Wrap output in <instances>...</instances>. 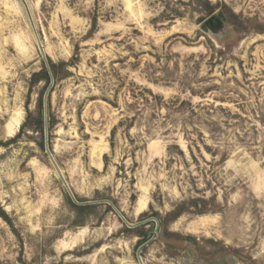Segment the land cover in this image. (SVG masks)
Segmentation results:
<instances>
[{"label": "rangeland", "instance_id": "1", "mask_svg": "<svg viewBox=\"0 0 264 264\" xmlns=\"http://www.w3.org/2000/svg\"><path fill=\"white\" fill-rule=\"evenodd\" d=\"M14 138L0 264H264V0H0Z\"/></svg>", "mask_w": 264, "mask_h": 264}, {"label": "trees", "instance_id": "2", "mask_svg": "<svg viewBox=\"0 0 264 264\" xmlns=\"http://www.w3.org/2000/svg\"><path fill=\"white\" fill-rule=\"evenodd\" d=\"M49 68L45 67L42 72L34 74L33 76V80L35 81H45L48 85L51 82V78L52 76L56 77V66L51 62V60H49ZM42 77V78H41ZM48 123L50 124V122H48V120L46 119V117L44 116V100H43V96L40 97V101H39V119H38V129L43 132L44 129L48 126ZM50 126V125H49ZM15 141V138L13 140H11L10 142L6 143V144H2L0 143V148L1 147H6L7 145L13 143ZM43 149L44 144H42ZM74 207L78 210H86V209H90L93 205H84V204H80V205H76L73 204ZM147 237V234H143V237Z\"/></svg>", "mask_w": 264, "mask_h": 264}, {"label": "water", "instance_id": "3", "mask_svg": "<svg viewBox=\"0 0 264 264\" xmlns=\"http://www.w3.org/2000/svg\"><path fill=\"white\" fill-rule=\"evenodd\" d=\"M47 152H49V148L47 147ZM49 156H50V158H51V160H52V162H53V164H54V166H55V168H56V170H57V172L59 173V175L61 176V178H63V176H62V174H61V172H60V170H59V168H58V166H57V164H56V162H55V160H54V158H53V156L49 153ZM64 184H65V186L67 187V189L72 193V191H71V189H70V187H69V185L67 184V182L65 181L64 182ZM72 195H73V193H72ZM109 204H111L112 205V203L111 202H109ZM113 206V208L115 209V211L117 212V214H119V216L126 222V224L129 226V227H133V225H131L127 220H126V218L123 216V214L114 206V205H112ZM152 236H151V234L148 236V238L150 239ZM138 261H139V264H145L144 263V261H143V259H142V257L140 256V253L138 252Z\"/></svg>", "mask_w": 264, "mask_h": 264}]
</instances>
